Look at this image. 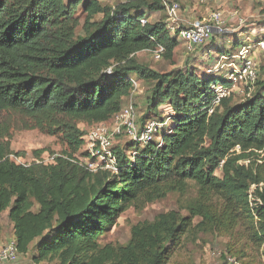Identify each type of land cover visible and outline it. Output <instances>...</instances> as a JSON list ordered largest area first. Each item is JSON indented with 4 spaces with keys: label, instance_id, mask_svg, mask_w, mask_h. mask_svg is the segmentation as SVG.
I'll use <instances>...</instances> for the list:
<instances>
[{
    "label": "trees",
    "instance_id": "1",
    "mask_svg": "<svg viewBox=\"0 0 264 264\" xmlns=\"http://www.w3.org/2000/svg\"><path fill=\"white\" fill-rule=\"evenodd\" d=\"M179 1L0 0V118L17 113L67 146L54 164H17L0 120V221L6 212L19 255L32 248L35 263L194 264L186 243L214 234L238 263L264 261V80L257 74L242 101L214 105L211 86L229 87L221 75L158 73L135 57L162 48L161 59L172 60L180 30L148 19ZM132 75L151 87L139 128L159 120L165 104L169 124L159 120L156 142L114 146L117 173L89 172L71 161L86 156L79 124L117 114ZM190 183L197 196L181 210L134 225L125 245L101 244L128 209L183 195Z\"/></svg>",
    "mask_w": 264,
    "mask_h": 264
},
{
    "label": "rangeland",
    "instance_id": "2",
    "mask_svg": "<svg viewBox=\"0 0 264 264\" xmlns=\"http://www.w3.org/2000/svg\"><path fill=\"white\" fill-rule=\"evenodd\" d=\"M176 3L179 5V12L173 21L167 20L166 8L161 13L151 14L148 21L162 19L173 30H170V33L173 34L175 30L188 28L194 22L207 20L213 13H220L223 32L220 36L215 35L216 37L213 34L209 41L191 52L180 41L171 61L165 59L156 61L153 58V52H140L135 56L139 63L158 73L191 68L196 70L199 75L210 73L209 71L217 66H220L218 68L223 66L221 73L224 74L231 69V64L237 63L234 56L245 47L250 49V57L256 62L259 69V78L264 80V50L256 46L258 42L264 41V27L259 25L264 18V0H218L204 5L198 4L195 0H180ZM235 42H239L240 46L234 47L233 43ZM218 49L225 50L226 54H218ZM222 57L227 58V61H223ZM131 79L135 81L136 88L132 89L128 97L124 98L122 108L132 105L139 121L145 112V100L151 87L135 75H132ZM251 91L252 89L239 85L232 90L231 95H233L234 101H242L250 95ZM158 112L159 120H164L168 125V117L171 113L169 105L165 104ZM0 120L6 131L4 141L9 143L12 152L11 159L17 164L30 165L41 157L61 155L67 151L66 143L60 133L50 135L37 129H31L29 128L32 124L31 121L17 113H4ZM79 127L86 131L91 129L85 124H79ZM153 139L156 142L158 134ZM127 143H130L128 138L120 137L115 146H124ZM130 154V151L126 153L128 157H131ZM216 174L219 175V172ZM196 196V187L190 183L188 191L183 195L169 194L163 200L146 204L142 208L131 207L119 217L113 228L103 234L100 242L102 245H125L134 225L152 221L161 213L181 210ZM36 209L34 208V210ZM182 214L186 213L182 211ZM13 238L12 225L5 212L0 221V241L7 242ZM227 241V238L214 234H200L194 243H186L184 253L190 256L194 264H227V259L231 258L225 254ZM35 256V251L30 248L26 255H19L15 264H56L50 261L35 263Z\"/></svg>",
    "mask_w": 264,
    "mask_h": 264
},
{
    "label": "built area",
    "instance_id": "3",
    "mask_svg": "<svg viewBox=\"0 0 264 264\" xmlns=\"http://www.w3.org/2000/svg\"><path fill=\"white\" fill-rule=\"evenodd\" d=\"M198 4H211L218 0H195ZM179 12V5L176 2H172L166 5V15L168 21H173L177 18ZM145 21L142 20L141 23ZM169 30H172L168 24ZM173 31V30H172ZM223 32V23L220 13H213L207 20L202 22H194L188 28L179 31L178 38L186 46L188 51H192L195 48L205 44L209 41L213 34H221ZM261 50H264V41H260L256 45ZM250 49L243 47L236 56L237 63L231 64L228 72L222 74L220 66L215 67L209 71L210 74H218L223 77L229 84L226 87L222 84H216L211 86L216 95L214 105H217L221 98L231 96L232 90L239 85H244L249 89H253L254 82L257 79L258 66L256 62L250 57ZM162 48H158L153 51V58L158 61L161 59ZM234 57H232L234 59ZM223 61H227V58L222 57ZM132 89H135V81L130 79ZM211 111H209L210 113ZM165 124V122H164ZM166 125V124H165ZM162 128V124L159 121H148L141 128L138 126V117H136L135 110L132 105L122 108L117 114H115L110 120L104 123H100L92 127L83 137L84 146L83 152L86 156H75L76 161L80 167H83L89 172L95 173L97 171H110L117 173V159L115 152L112 151L116 145L120 136H124L129 140H132L140 147H143L147 143L151 142L153 138L158 134ZM161 144H159L160 146ZM135 153H131L133 158ZM59 155L51 157H41L34 162L37 165L48 166L54 164ZM263 186L262 184L259 187ZM256 186L250 188L252 192ZM249 206L252 207L253 198L251 193L248 195ZM19 254L14 239L7 242L0 241V264H15L18 261ZM227 264H240L233 258L227 259ZM264 264V261L261 263Z\"/></svg>",
    "mask_w": 264,
    "mask_h": 264
},
{
    "label": "crops",
    "instance_id": "4",
    "mask_svg": "<svg viewBox=\"0 0 264 264\" xmlns=\"http://www.w3.org/2000/svg\"><path fill=\"white\" fill-rule=\"evenodd\" d=\"M6 215H7V213H6Z\"/></svg>",
    "mask_w": 264,
    "mask_h": 264
}]
</instances>
